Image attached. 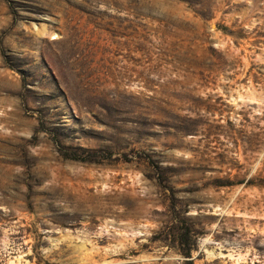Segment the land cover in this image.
Returning <instances> with one entry per match:
<instances>
[{
  "label": "rangeland",
  "instance_id": "obj_1",
  "mask_svg": "<svg viewBox=\"0 0 264 264\" xmlns=\"http://www.w3.org/2000/svg\"><path fill=\"white\" fill-rule=\"evenodd\" d=\"M0 264H264V0H0Z\"/></svg>",
  "mask_w": 264,
  "mask_h": 264
},
{
  "label": "trees",
  "instance_id": "obj_2",
  "mask_svg": "<svg viewBox=\"0 0 264 264\" xmlns=\"http://www.w3.org/2000/svg\"><path fill=\"white\" fill-rule=\"evenodd\" d=\"M222 29H223V31H225V32L227 31V28H226V27H223ZM178 233H179L180 235H183V236H184V234L186 233V231H182V230L179 229V230H178ZM181 239H182V238H181ZM184 253H185L188 257L191 256V252H188V251H187V252H184Z\"/></svg>",
  "mask_w": 264,
  "mask_h": 264
}]
</instances>
